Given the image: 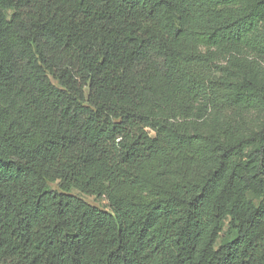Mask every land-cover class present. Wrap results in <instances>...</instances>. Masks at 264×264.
<instances>
[{
  "label": "trees",
  "instance_id": "trees-1",
  "mask_svg": "<svg viewBox=\"0 0 264 264\" xmlns=\"http://www.w3.org/2000/svg\"><path fill=\"white\" fill-rule=\"evenodd\" d=\"M263 61L264 0H0V264H264Z\"/></svg>",
  "mask_w": 264,
  "mask_h": 264
},
{
  "label": "rangeland",
  "instance_id": "rangeland-1",
  "mask_svg": "<svg viewBox=\"0 0 264 264\" xmlns=\"http://www.w3.org/2000/svg\"><path fill=\"white\" fill-rule=\"evenodd\" d=\"M262 65L264 67V61L262 62ZM238 119L240 120L242 126L248 130V129H253L258 124V122L260 121V116L257 115V112L252 111L246 114L245 113L241 114V116H239ZM52 186L55 187L54 185ZM82 197L92 205L101 208H106L107 206L106 201L104 199H99L96 198L95 196H88V195H82Z\"/></svg>",
  "mask_w": 264,
  "mask_h": 264
}]
</instances>
